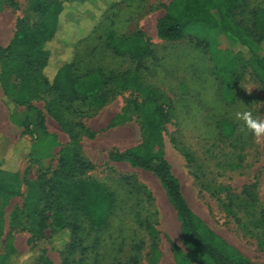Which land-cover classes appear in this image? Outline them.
Segmentation results:
<instances>
[{
  "label": "rangeland",
  "instance_id": "rangeland-1",
  "mask_svg": "<svg viewBox=\"0 0 264 264\" xmlns=\"http://www.w3.org/2000/svg\"><path fill=\"white\" fill-rule=\"evenodd\" d=\"M171 1H124L108 10L92 35L76 45L79 72L101 69L109 78L101 92L85 102L68 105L45 93L30 106L17 105L5 97L0 82V134L7 139L0 146V159L8 173L18 175L21 190L5 206L0 198V256L9 252V241L17 251L3 264H26V255L29 264H41V255L51 264H78L80 248L66 251V237L55 231L61 220L71 215V203L78 201L81 187L89 193L88 201L79 200L85 226L82 238L90 247L86 264H130L134 256L137 261L133 264H177L173 247L188 252L177 212L160 179L112 157L143 143L142 111L151 89L159 92L165 114L161 126L163 156L190 208L246 258L264 264V139L257 141L247 130L241 131V123L234 119L237 110H252L264 118V85L251 65L244 66L241 60L227 70L226 61L235 51L221 33L215 32L210 39L213 54L185 56V37L178 41L160 39L155 16H164ZM255 9H264V0H247V9L235 10L233 18L252 29L251 11ZM149 12L154 17L146 32L135 23L138 25V16L142 19ZM23 17L37 20L29 0H0V47L10 46ZM139 31L143 33L139 49L121 55L109 47L112 39L129 40ZM231 74L241 79L229 80L227 75ZM246 88L252 89L250 94ZM103 97L107 99L98 107L96 101ZM33 108L43 113L48 131L58 136L59 145L51 151L35 135L34 124L28 127ZM12 145H21L20 150L7 157ZM73 152L94 168L78 174L71 184L63 176L67 170L57 172L61 159ZM41 176L50 181L48 191L55 183L62 188L64 206L69 209L62 215L48 211V228L35 235L26 200L29 184ZM84 180L90 184L83 186ZM106 188L114 192L116 203L108 229L102 220L91 217L89 210L91 200ZM14 213L18 218L12 222ZM147 224L155 229L154 245ZM135 245L141 250H135Z\"/></svg>",
  "mask_w": 264,
  "mask_h": 264
},
{
  "label": "trees",
  "instance_id": "trees-1",
  "mask_svg": "<svg viewBox=\"0 0 264 264\" xmlns=\"http://www.w3.org/2000/svg\"><path fill=\"white\" fill-rule=\"evenodd\" d=\"M29 1L37 20L31 22L29 17L21 18L10 46L0 47V82L5 97L11 100V103L30 106L33 100L47 93L55 96L61 103L74 105L85 102L88 98L100 93L109 78L101 69L81 74L75 47L92 35L103 22L108 10L128 0H85L86 4L83 5L81 0H77L78 3L67 4L54 0ZM245 9H247V0H173L166 14L158 20L157 36L167 41H178L188 37L197 46L206 47L210 43L212 34L221 33L231 41L235 51L232 58L226 61L227 70L236 66L237 61L241 60L244 66L251 65L253 73L264 85V9L251 11L254 19L252 29L242 27L233 18L235 10ZM142 35L143 33L139 31L129 40L125 37L114 38L109 47L121 55L126 51L133 52L143 44L140 40ZM231 75H227L229 80L232 77L241 79V76ZM106 99L107 97L98 99L96 105L102 106ZM159 101L158 91L151 89L147 92V101L142 111L145 131L143 143L112 157L115 161L128 162L132 166L153 173L165 187L177 212L188 248V252H184L177 246L173 247L176 263L258 264L246 258L209 228L190 208L183 196L180 182L163 156L161 126L165 114ZM33 111L34 115L29 119L28 127L34 124L35 135L43 142L44 147L51 151L59 145L58 136L48 131L43 113L36 108H33ZM6 142L7 139L0 134V146ZM20 147L21 145H12L7 157L18 152ZM3 162L4 160L0 159V198H4L3 206H5L10 199L19 196L21 190L17 186L18 175L8 173ZM60 162L57 174L67 170L63 172V176L71 184L75 183L74 179L78 174L82 175L94 168L93 164L81 159L76 152H73L71 157L61 159ZM123 180L128 182L130 179L123 177ZM49 184L50 181L43 176L29 184L26 201L33 222L31 232L35 235H41L42 231L48 228L50 219L48 211L55 210L57 214L62 215L69 209L64 206L65 197L62 188L60 190V186L58 188L55 183L48 191ZM88 184L90 183L86 180L82 183L83 186ZM82 189L81 187L78 191V201L71 203L73 206L71 215L62 219L58 230L55 231L66 237V251L74 252L80 248L82 257L78 264H86L85 255L90 249L88 245H84L85 241L82 238L85 226L81 217L83 207L79 200L88 201L89 198V193L82 192ZM115 204L114 192L106 188L104 192H99L91 200L89 206L91 217L102 220L108 229V220L116 214ZM17 218L18 214L14 213L12 222H15ZM147 230H149V236L154 237L153 245L156 244L155 229L147 224ZM2 231L3 210L0 209V238ZM7 245L9 252L0 256V264L7 261L9 257L17 255L11 241ZM134 249L140 251L141 247L135 245ZM28 258L29 255H26V264L31 262L27 260ZM39 260L41 264H51L49 258L44 255H41ZM130 261V264H133L137 258L134 256Z\"/></svg>",
  "mask_w": 264,
  "mask_h": 264
},
{
  "label": "clouds",
  "instance_id": "clouds-1",
  "mask_svg": "<svg viewBox=\"0 0 264 264\" xmlns=\"http://www.w3.org/2000/svg\"><path fill=\"white\" fill-rule=\"evenodd\" d=\"M251 93V88H246ZM234 119L241 123V131L247 130L257 141L264 139V118L254 115L252 110H237Z\"/></svg>",
  "mask_w": 264,
  "mask_h": 264
},
{
  "label": "crops",
  "instance_id": "crops-1",
  "mask_svg": "<svg viewBox=\"0 0 264 264\" xmlns=\"http://www.w3.org/2000/svg\"><path fill=\"white\" fill-rule=\"evenodd\" d=\"M131 1V0H130ZM173 1V0H172ZM171 1V2H172ZM128 2V1H127ZM170 2V3H171ZM122 5H124V4H122ZM153 13L152 12H149L147 15H145L144 16V18H142V19H140V16H138V25L135 23V26H139V29L140 30H143V31H146V27H147V25H150V20H151V18L152 17H154V15H152ZM161 18V17H160ZM155 19H156V22L158 23V20L159 19H157V17L155 16ZM142 21H147L146 23H145V25L142 23ZM156 27H157V25H156ZM147 32V31H146ZM135 34V33H134ZM212 42L213 41H211L210 43H209V45L208 46H201V47H199V46H197L196 44H195V42H192V41H190L189 40V38L188 37H185V56L186 55H192V53H197V54H199L200 52L201 53H203V54H205V53H207V54H213L214 53V51H215V49H214V47H213V45H211L212 44ZM218 50V49H217ZM216 50V51H217ZM230 51V50H229ZM231 52V51H230ZM194 57H195V55H193ZM195 58H197V57H195Z\"/></svg>",
  "mask_w": 264,
  "mask_h": 264
}]
</instances>
